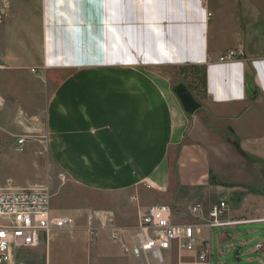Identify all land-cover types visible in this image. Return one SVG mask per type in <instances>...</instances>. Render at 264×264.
Masks as SVG:
<instances>
[{
    "label": "crops",
    "instance_id": "0c3cea01",
    "mask_svg": "<svg viewBox=\"0 0 264 264\" xmlns=\"http://www.w3.org/2000/svg\"><path fill=\"white\" fill-rule=\"evenodd\" d=\"M8 3L0 64L44 70L49 158L84 192L124 194L129 245L152 206L146 194L167 198L172 209L226 201L227 219L261 224L264 207L247 206L264 202V0ZM236 49L242 58L216 62ZM184 64L205 71V95L191 117L153 72ZM228 167L240 170L242 183L223 181ZM109 244L96 241L93 254L135 261Z\"/></svg>",
    "mask_w": 264,
    "mask_h": 264
},
{
    "label": "rangeland",
    "instance_id": "374dc122",
    "mask_svg": "<svg viewBox=\"0 0 264 264\" xmlns=\"http://www.w3.org/2000/svg\"><path fill=\"white\" fill-rule=\"evenodd\" d=\"M0 4V22H3L8 17L9 3L8 0H0ZM7 42L2 33L0 52L6 51L4 45ZM144 43L146 44L145 41ZM11 52L18 53L13 49H10L9 53ZM30 61L26 57L22 65ZM153 72L157 74L163 88L176 98L184 113L180 101L183 93L188 94L199 105L195 111L200 109V101H203L205 95L204 67L188 64L157 66ZM43 76L42 69L15 70L8 64H0V189L46 188L51 195L52 216H71L75 223L72 230L58 233L48 246L42 243L38 248L18 251L13 264H47L46 253L49 264H121L106 257L95 256L92 250L96 241L105 248L110 246L107 234L100 232L94 242H91L84 227L89 213L110 210L114 214L115 224L125 227V196L115 194L105 197L90 194L72 186L60 176L46 148L44 107L49 89ZM185 115L189 117L186 113ZM19 139L24 140L22 149L17 145ZM225 170H228V174L223 175V181L242 183L244 178L240 170L233 168L230 171L229 167ZM251 179L256 180L254 177ZM146 199L152 203L151 207L166 205L163 200L168 201L167 198L149 194H146ZM224 202L227 207H231ZM186 205L183 206L185 208H171L176 222L186 221L181 218L187 213ZM247 207L252 212H258L264 207V202H249ZM210 236L213 253L211 264H264V250H254V245L264 238V223L238 225L227 229L214 228L211 229ZM242 242L247 244L239 246ZM113 248L117 249L114 246ZM175 252L166 258L164 264L190 261L189 257ZM125 261L126 264H139L129 259ZM143 264L156 263L149 261Z\"/></svg>",
    "mask_w": 264,
    "mask_h": 264
},
{
    "label": "built area",
    "instance_id": "2783aa9c",
    "mask_svg": "<svg viewBox=\"0 0 264 264\" xmlns=\"http://www.w3.org/2000/svg\"><path fill=\"white\" fill-rule=\"evenodd\" d=\"M206 8L208 19L211 13ZM242 57L241 50H229L216 62L226 63ZM210 62L208 58L207 63ZM23 143L24 140H17L20 149ZM50 200L46 188L0 189V264H13L18 251L38 248L42 243L48 246L58 233L73 229L75 222L71 216H52ZM227 212L224 201L213 203L207 209L201 203H194L181 217L186 221L176 222L169 206L155 205L139 217L131 245L125 241L124 229L115 224L113 214L108 211L89 213L84 232L91 242L100 232H106L109 240L120 246L123 255L139 264L149 261L164 264L174 251L193 256L182 264H211V229L246 224L227 219ZM259 222L264 223V219ZM254 250H264V238L254 245Z\"/></svg>",
    "mask_w": 264,
    "mask_h": 264
},
{
    "label": "water",
    "instance_id": "95a60500",
    "mask_svg": "<svg viewBox=\"0 0 264 264\" xmlns=\"http://www.w3.org/2000/svg\"><path fill=\"white\" fill-rule=\"evenodd\" d=\"M180 101L183 105L185 113L189 117H191L193 113L195 112V110L199 107V105L193 102V100L186 93L181 94Z\"/></svg>",
    "mask_w": 264,
    "mask_h": 264
},
{
    "label": "snow or ice",
    "instance_id": "6c2138e0",
    "mask_svg": "<svg viewBox=\"0 0 264 264\" xmlns=\"http://www.w3.org/2000/svg\"><path fill=\"white\" fill-rule=\"evenodd\" d=\"M90 2H91V0H90ZM96 2H99V0H96Z\"/></svg>",
    "mask_w": 264,
    "mask_h": 264
}]
</instances>
